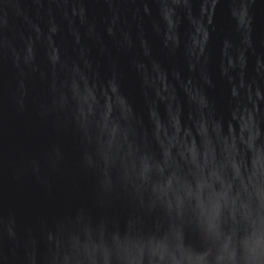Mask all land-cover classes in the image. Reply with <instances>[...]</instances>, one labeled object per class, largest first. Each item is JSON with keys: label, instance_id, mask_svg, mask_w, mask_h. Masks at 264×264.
Instances as JSON below:
<instances>
[{"label": "water", "instance_id": "1", "mask_svg": "<svg viewBox=\"0 0 264 264\" xmlns=\"http://www.w3.org/2000/svg\"><path fill=\"white\" fill-rule=\"evenodd\" d=\"M0 264H264V0H0Z\"/></svg>", "mask_w": 264, "mask_h": 264}]
</instances>
